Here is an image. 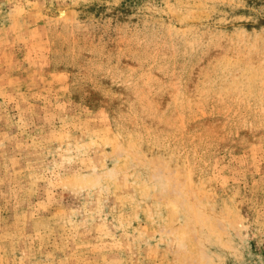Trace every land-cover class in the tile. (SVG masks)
Wrapping results in <instances>:
<instances>
[{
    "label": "rangeland",
    "instance_id": "rangeland-1",
    "mask_svg": "<svg viewBox=\"0 0 264 264\" xmlns=\"http://www.w3.org/2000/svg\"><path fill=\"white\" fill-rule=\"evenodd\" d=\"M0 264H264V0H0Z\"/></svg>",
    "mask_w": 264,
    "mask_h": 264
}]
</instances>
